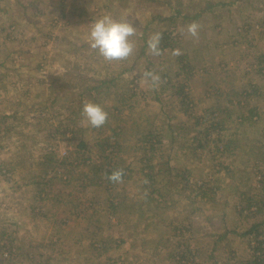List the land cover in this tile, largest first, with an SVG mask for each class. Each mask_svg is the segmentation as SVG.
Wrapping results in <instances>:
<instances>
[{"label": "rangeland", "instance_id": "1", "mask_svg": "<svg viewBox=\"0 0 264 264\" xmlns=\"http://www.w3.org/2000/svg\"><path fill=\"white\" fill-rule=\"evenodd\" d=\"M105 15L136 28L126 60L90 46ZM263 241L264 0H0V264H246Z\"/></svg>", "mask_w": 264, "mask_h": 264}, {"label": "clouds", "instance_id": "2", "mask_svg": "<svg viewBox=\"0 0 264 264\" xmlns=\"http://www.w3.org/2000/svg\"><path fill=\"white\" fill-rule=\"evenodd\" d=\"M199 25L196 22L187 26V33L193 37L198 38ZM136 28L129 21H117L110 15H105L96 20L91 25L89 39L91 41V48L97 50L107 61H122L126 60L134 52V43L131 37L135 36ZM163 34L156 32L151 35L147 42L148 51L152 56L162 55L160 47ZM180 50H173V55H180ZM145 82H150L151 86L159 85L161 78L159 75L146 71L144 73ZM82 113L86 118L88 124L93 128L102 127L107 119L108 114L101 106L86 102L83 105ZM124 175L123 169L115 170L107 178L111 182H122Z\"/></svg>", "mask_w": 264, "mask_h": 264}, {"label": "trees", "instance_id": "3", "mask_svg": "<svg viewBox=\"0 0 264 264\" xmlns=\"http://www.w3.org/2000/svg\"><path fill=\"white\" fill-rule=\"evenodd\" d=\"M212 6H215V5H212ZM211 6V7H212ZM176 13L177 14H179V11L178 10H176ZM184 18L186 17V19H188L189 18V16L186 14V16H183ZM198 17V15H196V16H194L193 18L195 19V18H197ZM174 18V16H172V19ZM171 18H169V19H167L168 21H171L172 20ZM166 20V19H165ZM163 34V39H162V41H161V49H164V48H167V47H169L170 46V43L172 42V41H170V34H171V32L169 33V31H165V32H163L162 33ZM144 47H145V45H144ZM224 110V109H223ZM154 144H153V142H151V147H150V149L149 150H152L153 148H154V146H153ZM153 147V148H152ZM112 174V172L109 170V171H106L105 172V176H106V178L108 177V176H110ZM148 177V176H147ZM107 182L108 183H112L111 181H109V179L107 178ZM226 234H228V233H223L222 234V236H220V239H223V238H225L226 237ZM261 244H263V248H260V246H258L254 251L256 252V251H260V254L259 255H255L254 256V260L252 261V262H246V264H264V259H262L261 258V256H263L264 255V241L263 242H261L260 243V245ZM263 251V253H261Z\"/></svg>", "mask_w": 264, "mask_h": 264}, {"label": "crops", "instance_id": "4", "mask_svg": "<svg viewBox=\"0 0 264 264\" xmlns=\"http://www.w3.org/2000/svg\"><path fill=\"white\" fill-rule=\"evenodd\" d=\"M222 5V4H221ZM213 7V6H212ZM207 10V9H206ZM208 10H210L209 8H208Z\"/></svg>", "mask_w": 264, "mask_h": 264}]
</instances>
